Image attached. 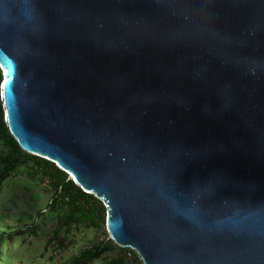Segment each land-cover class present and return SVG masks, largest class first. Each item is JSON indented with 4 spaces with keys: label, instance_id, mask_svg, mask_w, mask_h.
Instances as JSON below:
<instances>
[{
    "label": "water",
    "instance_id": "1",
    "mask_svg": "<svg viewBox=\"0 0 264 264\" xmlns=\"http://www.w3.org/2000/svg\"><path fill=\"white\" fill-rule=\"evenodd\" d=\"M2 125L141 264H264V0H0Z\"/></svg>",
    "mask_w": 264,
    "mask_h": 264
},
{
    "label": "rangeland",
    "instance_id": "2",
    "mask_svg": "<svg viewBox=\"0 0 264 264\" xmlns=\"http://www.w3.org/2000/svg\"><path fill=\"white\" fill-rule=\"evenodd\" d=\"M51 193L48 178L29 176L25 167L1 183L0 264H67L80 250L107 239L85 223L67 225L58 200L54 209L48 206ZM128 251H119L122 262L140 264ZM113 258L103 253L89 264H106Z\"/></svg>",
    "mask_w": 264,
    "mask_h": 264
},
{
    "label": "trees",
    "instance_id": "3",
    "mask_svg": "<svg viewBox=\"0 0 264 264\" xmlns=\"http://www.w3.org/2000/svg\"><path fill=\"white\" fill-rule=\"evenodd\" d=\"M0 148V186L11 173L21 167L26 168L29 176L47 177L52 188V196L48 206L54 209L58 200L59 207L65 208L63 219L67 225L85 223L103 233L104 236L106 235L104 231V207L101 202L92 195L82 192L52 162L22 151L2 125L1 107ZM121 250L127 251V248H118L108 238L106 240L103 238L99 243L80 250L71 257L67 264H89L103 253L114 256L106 264H124L119 253Z\"/></svg>",
    "mask_w": 264,
    "mask_h": 264
},
{
    "label": "built area",
    "instance_id": "4",
    "mask_svg": "<svg viewBox=\"0 0 264 264\" xmlns=\"http://www.w3.org/2000/svg\"><path fill=\"white\" fill-rule=\"evenodd\" d=\"M130 250V249H129ZM131 251V250H130ZM128 254L130 253L128 250L126 251ZM134 254V253H133ZM135 255V254H134ZM135 258L137 259V261L140 262V260L138 259V257L135 255ZM141 264V263H140Z\"/></svg>",
    "mask_w": 264,
    "mask_h": 264
},
{
    "label": "clouds",
    "instance_id": "5",
    "mask_svg": "<svg viewBox=\"0 0 264 264\" xmlns=\"http://www.w3.org/2000/svg\"><path fill=\"white\" fill-rule=\"evenodd\" d=\"M107 237V236H106ZM119 248V247H118Z\"/></svg>",
    "mask_w": 264,
    "mask_h": 264
}]
</instances>
